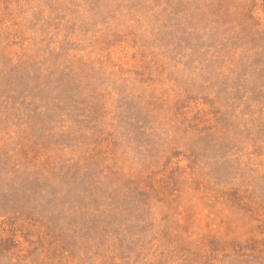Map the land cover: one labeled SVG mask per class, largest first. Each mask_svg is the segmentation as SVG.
Returning a JSON list of instances; mask_svg holds the SVG:
<instances>
[{
	"label": "rangeland",
	"instance_id": "rangeland-1",
	"mask_svg": "<svg viewBox=\"0 0 264 264\" xmlns=\"http://www.w3.org/2000/svg\"><path fill=\"white\" fill-rule=\"evenodd\" d=\"M0 264H264V0H0Z\"/></svg>",
	"mask_w": 264,
	"mask_h": 264
}]
</instances>
